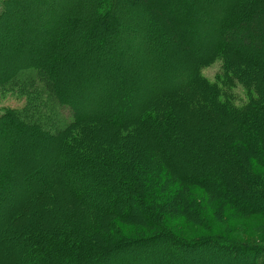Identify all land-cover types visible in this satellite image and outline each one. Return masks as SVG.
<instances>
[{"label":"rangeland","instance_id":"rangeland-1","mask_svg":"<svg viewBox=\"0 0 264 264\" xmlns=\"http://www.w3.org/2000/svg\"><path fill=\"white\" fill-rule=\"evenodd\" d=\"M120 1L117 5L113 0L111 11L117 17V27L110 28L104 41L95 42L92 35L87 37L86 27L103 11L94 0H7L9 8L0 19V116L3 111L15 116L8 117V122L0 121V264H44V260L49 264L60 259L56 257L62 253L60 247L69 249L67 254L72 256L78 249L75 245L82 243L81 236L79 240L74 233L79 231L85 239L101 245L106 224L113 228V239L122 243L113 256L116 264H250V258L218 247L209 237L264 245V214L228 202L218 183L207 185L202 176L211 182L220 176L224 189L235 177L233 192L245 199L254 196L241 184L242 178L248 177L246 171L264 174V167L251 157L231 173H215L209 160H200V152L194 151L202 145V137L189 136L190 128L183 122L190 114L175 101L184 96L194 100L191 92L204 85L199 73L224 94L231 90L236 99L247 98V80L235 78L233 69L237 66L229 52H215L216 32L222 22L240 17L243 7L262 5L264 0H170L169 8L178 17L177 8L185 11L189 7L185 15L192 21L186 23L185 17L179 21L188 50L173 40L170 31H154L155 23L145 7ZM80 14L90 19L78 23L79 34L60 46L57 32L67 27L68 18ZM190 30L197 31L196 38L187 34ZM48 44L53 59L67 55L78 58L76 68L69 71L62 65L54 71L45 64L48 54L43 49ZM255 59L249 55L246 63L240 64L246 75L253 77V89L264 87V66H257ZM48 79L57 100L45 84ZM168 97L172 98L171 109L184 141L177 140L174 145L168 133L164 144L170 150L176 148L178 161L193 170L185 173L192 180L166 172L161 159L146 150L150 138L138 123V117L150 110L163 109ZM205 110L198 106L192 115ZM120 113L123 122L118 120ZM116 121L124 127L117 128ZM201 130L197 129L198 134ZM96 146L125 161L124 169L130 170L119 173L121 185L126 178L133 180L134 173L147 172L143 185L114 191L109 187L111 178L92 172L91 159L82 160L79 152L74 156L79 148L93 153ZM114 147L119 149L117 155ZM179 150L184 151L177 155ZM131 152L135 158L127 162L125 156ZM228 165L229 159L225 167ZM259 178L261 181L248 187L263 188ZM73 192H78L77 196ZM79 192L92 199L87 202ZM109 193L121 201L105 211L99 200L105 201ZM261 195L259 192L255 197ZM145 198L148 206L137 208L135 205L145 203ZM142 209H152L153 223ZM120 211L127 216L116 217L114 213ZM173 240L183 246L199 245L188 246L183 253L173 250Z\"/></svg>","mask_w":264,"mask_h":264},{"label":"trees","instance_id":"trees-1","mask_svg":"<svg viewBox=\"0 0 264 264\" xmlns=\"http://www.w3.org/2000/svg\"><path fill=\"white\" fill-rule=\"evenodd\" d=\"M94 1H96L97 6L102 5L101 8L103 13H96L95 19H97L93 24L88 21L89 25L86 27L87 37L92 35L95 42H100L107 38L108 34L110 33V28L117 27L114 25L117 17L111 12L113 9V0ZM116 2L117 5H120L121 3L120 0H116ZM3 4L4 6L0 9V19L5 15L9 8L7 0H4ZM125 4L132 5L136 8L145 7L155 23L156 30L154 31H158V29L170 31L173 36V40L177 44L184 45L187 43V37L185 36L184 31L180 29L181 22L179 21L180 18L184 17L187 20L186 23L192 21L190 19L191 17L189 18L190 15L187 17L185 15L187 14L185 11H187L189 7H186L185 11L177 8V14L180 16L178 17L175 13H172L169 8L170 0H125ZM195 6L196 5L193 7ZM241 11L242 14L240 17H235V19L231 21L222 22L218 27L216 32L218 46L215 52H229L228 56H230L232 63L234 65L236 64L237 67L233 69V73L235 75L232 73H227L226 75H234L235 78L239 77L247 80L245 82L246 89H248V96L246 95L247 98L245 99V97L242 98L240 96L238 99H236V96H234V93L231 90L226 91V94H224L219 90L218 86L215 84H209V78L204 76L205 74L199 73V77L202 79L204 85H197L196 89L191 92L192 95L190 96L194 98L195 105L193 104L194 100H186L184 99L185 96L180 98L179 101H175V104H180L184 111L190 114L189 116H185L186 122H183V124H187V128H190L188 131L189 136H194L196 138H199V136L202 137V145L199 146V149H194V151L200 152L197 154L200 157V160H209L211 167L214 168L213 170H215V173H231L230 170H234L235 167H239L240 164L243 165L242 162L251 157L256 163H258V165L264 167V87L262 86L258 88L257 86L253 89V77L249 76V74L246 75L247 72L243 70L240 65L241 63H246V58L251 55L256 58V63H258L257 66H264V4L259 6L255 5L252 8L243 7ZM81 16L82 15L80 14L78 17L76 16L75 18H68L67 20L69 22H66L67 24L65 25L67 27L57 32V43L60 46H63V43H69L73 35L79 34V26H77V24L82 22V20H88L89 18V15H87L86 18H82ZM187 34H191L192 37L196 38L197 31L190 30V32H187ZM187 46L188 45L186 44L183 46L185 50H188ZM43 51H46L43 52L44 54H48L46 58L42 56V58H44V63L54 71H58V68L62 65H67V70L72 71L78 65V58H72L70 57L71 55L62 56L61 53L60 55L63 58L65 57L63 60L62 57L57 59L50 57L53 50H50L49 44L43 49ZM194 70L195 68L193 71ZM232 79L234 80V77ZM4 82L10 85L8 81ZM45 84L52 94L54 89L52 87L51 81L48 79L46 80ZM53 97H55L57 100L55 95H53ZM169 99L172 98L168 97L169 103H167L163 109H160L161 112L159 109H152L153 111L150 110L146 116L138 117V123L144 128L147 137L150 138V148L148 147L146 149L148 153H150L151 156L161 159V163L165 167L166 172L170 173L172 176L177 175L180 176L182 180H192L191 178L187 177L185 173H193V170L180 163L181 161H178V156H176V148L170 150V147H168L167 144H164L168 133L172 135L174 145H176L175 141L177 140L184 141V133L183 131L178 130V119L176 118L175 113H173V109H171L173 103ZM164 100L167 99L165 98ZM198 106L206 110L204 113L200 112L201 115L193 116L192 113L196 111ZM3 113L4 115L0 116V121L3 123L8 122L7 119L11 118V116L13 117L14 115L11 114V112L8 114L7 111H3ZM122 116L123 114L121 115L120 119H118L120 122H123ZM120 122H114V124L118 126L117 128L124 127ZM218 123L219 126L216 129L214 126L218 125ZM201 128L202 133L200 131V134H198L197 129L199 130ZM225 129L228 131V134L227 132L223 131ZM127 130L128 129L123 131V137L127 135ZM68 144L69 148L72 149L73 144L71 142ZM179 145L182 147L181 144ZM209 148H211L210 154L207 153ZM79 149L75 151L74 156L79 152L78 156L82 160L86 159L89 161V159H91L92 172L104 173L103 178H106V180L111 178L112 182H109V187H112L114 191L121 190L123 188L131 190V188L134 187L139 189L143 185L141 182H144L145 178L147 177V172L132 173L133 180L126 178L127 180H124L121 185V180L119 179L121 175L119 173H127L130 170L129 168L127 171L124 169L125 164L123 163H125V161L123 159L121 160L118 156L111 157L107 154L108 152L106 149L102 147H97L93 153H90V150L87 149ZM118 151V147H114L115 155L118 154ZM183 151L184 150H179L177 155L183 153ZM90 154L93 155L91 158L89 156ZM125 158L128 159L127 162H130V160L135 158V153L131 152V155L125 156ZM227 159H229L228 168L225 167V162ZM187 160L188 159H186V161ZM143 171L145 172V170ZM247 173H249L248 177L242 178L241 184L244 183L245 185L243 184V187L247 188L249 191H252L250 195L254 196H246L245 199L236 197V192H233V185L237 182L235 177H233L230 182L227 181V188L225 189L222 187V182L225 181H223L220 176H217L218 180L216 178L214 182H211V180L207 179L205 176L202 177H204L203 182L207 185H215L217 182L218 185L216 186L220 187L219 189L221 191L223 189L222 192L225 194L222 193L221 195L228 202H231L232 204H236L238 202L242 205L243 208L241 209L243 210H248L251 212H257V210H261V212L264 214V183L262 185L263 188L260 190L253 187L250 189L248 187L256 180L261 181L259 177H261L264 182V174H250L249 171H246V175ZM0 183H2V181H0ZM259 192L262 193V195L256 198L255 196H257ZM77 193L73 192V194L76 196ZM79 193V197L82 196L87 198V202L92 199L88 194H86V192ZM108 196L110 197L105 201L102 199L99 200L101 201V205L104 207L105 211L113 210L114 206L118 205L119 201H121L120 199L113 197L111 193H109L107 197ZM240 196L244 197V194ZM132 198H134V196H132ZM95 199L96 198L94 197V200ZM146 201L147 200L145 198V203L138 202V204L135 206L137 208L144 207L146 205L148 206ZM150 208H153V206ZM142 210L144 213H147L145 214L147 216L146 219L153 223L155 214H152V209ZM102 212L104 211L102 210ZM114 214L116 217L121 218L127 213L120 211V213L118 212ZM105 228L107 229L105 232H103L104 235L101 238L99 237V241L102 242L101 245H98L99 243H93L94 241H92V239H85L82 237L79 231L74 233V235L77 236H74L75 238L79 240L80 238L82 239V243L75 245L78 246V249L74 252V254L69 256L67 253H69L70 250L60 247V251H62V253L60 252L56 256H59L60 259L56 258V260H51L49 261V264H116L113 262V256L116 255L118 246H120L122 243L121 241L117 243L118 241L113 239V228L111 224H106ZM94 233V235L99 236L98 232ZM22 235L24 237L26 236L25 233ZM79 236L81 237L78 238ZM209 240H211L213 244L218 245V247L227 250L228 252H235L239 255H244L243 257L250 258V264H264V245H254L250 243L242 244L225 237L223 238L216 236H210ZM176 241H172V246L174 247L173 250L183 251V253L186 251V247L189 246L187 249H190L199 245L197 243H190L188 246H183L182 243L178 244ZM43 263L47 264L45 260ZM40 264H42V262H40Z\"/></svg>","mask_w":264,"mask_h":264}]
</instances>
